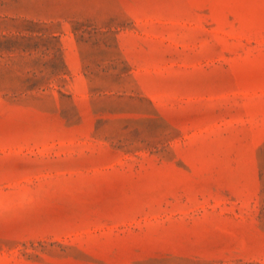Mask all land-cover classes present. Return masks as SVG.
I'll return each mask as SVG.
<instances>
[{"label": "rangeland", "instance_id": "374dc122", "mask_svg": "<svg viewBox=\"0 0 264 264\" xmlns=\"http://www.w3.org/2000/svg\"><path fill=\"white\" fill-rule=\"evenodd\" d=\"M0 264H264V0H0Z\"/></svg>", "mask_w": 264, "mask_h": 264}]
</instances>
